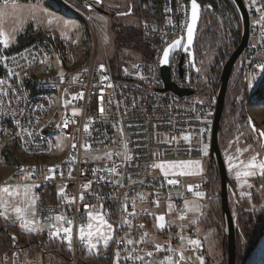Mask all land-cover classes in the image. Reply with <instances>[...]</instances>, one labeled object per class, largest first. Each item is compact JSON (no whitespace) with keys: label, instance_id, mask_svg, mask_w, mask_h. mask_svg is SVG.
<instances>
[{"label":"built area","instance_id":"1","mask_svg":"<svg viewBox=\"0 0 264 264\" xmlns=\"http://www.w3.org/2000/svg\"><path fill=\"white\" fill-rule=\"evenodd\" d=\"M14 1L0 0V7ZM242 1L250 18V37L241 69L255 84L264 65V0L255 4ZM141 3L152 15L143 29L154 42L153 51L148 58L139 57L134 64L120 66L116 75L110 63L96 60L87 68H74L68 61L69 48L49 33L13 51L0 52V166L4 158L14 160L12 178L0 186L32 185L36 194L33 218L24 217L9 225L59 247L69 256L67 264H78L85 255L80 228L87 227L89 213L97 210L107 213L114 229L108 251L100 256L105 258L102 264H117V253L118 264H177L181 254H203L183 241L184 234L193 235L196 226H178L177 221L187 218L183 207L186 197L196 193L210 197L211 176L207 171L192 181L168 177L153 165L210 159L220 79L213 70L204 71L196 43L197 72L192 69L190 49L184 53L191 0ZM202 7L206 12L207 7ZM180 39L182 45L171 57L169 76L178 89L191 92L188 95L166 90L162 77L163 52ZM52 97L61 98L64 113L52 109ZM44 127L55 129L56 138H45ZM64 138H71V147H64L67 157L58 154L57 162H47V155L57 153ZM91 149L105 156L99 161L85 158L84 151ZM36 154H45L44 163L26 165L25 155ZM160 215L165 217L163 229L158 227ZM58 216L62 219L57 220ZM25 221L34 223L24 228ZM65 228L71 229L70 246ZM12 239L13 248L7 255L0 254V264H51L30 263L25 254L29 248H18L17 238Z\"/></svg>","mask_w":264,"mask_h":264},{"label":"rangeland","instance_id":"2","mask_svg":"<svg viewBox=\"0 0 264 264\" xmlns=\"http://www.w3.org/2000/svg\"><path fill=\"white\" fill-rule=\"evenodd\" d=\"M101 1L102 5L90 0H16L11 4L1 6L0 34L2 35H0V52L3 50L13 51L22 43L44 33H49L69 48L68 61L73 64L74 68H87L94 60L97 63L106 64L115 62L114 55L117 50L115 43L118 37L112 30H118L120 27L122 30L123 28L141 25L143 13H141L140 4L137 5L141 0ZM216 3L220 6L219 10L205 15L200 29L202 26L203 30L207 31L210 29L215 32L216 26L222 30V34L216 43L209 44L207 46L208 50L205 51L203 49L200 54L204 64V71L210 73L213 70L218 79H220L223 63L227 60L228 51H226V44L237 40L236 36L240 34V27L242 34V23L241 19L238 21L236 16L232 14L226 4L220 0L216 1ZM136 7L142 15L137 13ZM100 10L106 11L108 15L103 14ZM135 11L136 13L134 14ZM65 24H67V27ZM5 37L7 38V44L4 43ZM3 43L5 44L4 46L2 45ZM123 53L121 58L119 56V61L115 63L118 67L134 64L139 59V55L130 50ZM238 61V65H235L232 73L229 88L236 86V84L238 85V75L245 73L241 69V58ZM259 81H261V85L257 86L251 78L245 77L243 85L235 88L229 97L227 95L226 100L228 103H226L228 106L225 109V117L223 119L225 122L223 123L222 136L220 137L222 155L230 178L229 204L235 220L237 240L239 239L237 264H264V233L251 257L247 261H243L244 252L248 247L245 232L248 234V231L252 228L247 225L246 220L252 215L264 214V175H260L258 168L249 169L246 167L253 156L256 157L257 163L264 162V145L259 134V130L264 131V70L260 74ZM250 122L257 125L259 130H253ZM84 156L87 159L99 161L105 156V153L91 149L85 150ZM229 157H232L231 161ZM209 161L210 159L204 163L200 162L199 167H196L195 164L190 167L182 166V162H189L186 160L168 161L161 164H174L175 166L163 169L158 167V172L162 175L167 173L165 176L168 177L182 176L192 181L208 171ZM10 162L11 160L8 159L4 165L0 166V183L6 182L11 177L12 166H10ZM230 164H234L236 167H230ZM215 168L218 172L216 166ZM245 171H253L256 174L251 176L241 174L239 177L236 174L237 172L243 173ZM26 186L29 188L27 198L24 196L25 186H0V189L9 187L10 191L13 189L20 190V195L11 196L0 191V220L2 222L10 224L12 221L24 217L33 218L35 200L33 201L32 197L36 198L35 189L32 185ZM202 194V196L194 194L185 198L183 207L187 213V218L180 222L177 221V225L194 224L196 226L193 235L185 231L183 241L185 245L202 250L203 255L184 253L181 264H227V229L223 214L221 215L219 208L220 178L219 189L214 187L210 197L204 193ZM174 195L180 197V194ZM212 201L210 209L209 202ZM17 207L21 209L19 213L15 211ZM169 209L172 210L173 207L170 206ZM92 215H103L104 220L113 227L106 212L97 210ZM89 223L93 225L91 229L94 233L91 238L92 243H97L98 240L99 243H97L95 249H90L88 236L85 235L84 240H81L79 235V239L86 244L83 249L85 255L82 256L81 261L91 259L100 263L105 262V258H100V256L108 251L113 239V231L109 232L97 220L89 218ZM256 223L258 224L257 221ZM98 227L105 235L112 236L107 245L100 239V233L97 232ZM84 229L85 233H87L88 228ZM190 240H198L200 243L199 245H194L189 243ZM41 245L43 247L39 250L31 248L25 250L30 263L37 260L39 263L42 261L59 264L57 262L61 258H58V254L62 253L59 247L55 245L49 246L43 241ZM9 250L0 252V254L7 255ZM41 252L46 253L41 255L39 254Z\"/></svg>","mask_w":264,"mask_h":264},{"label":"trees","instance_id":"3","mask_svg":"<svg viewBox=\"0 0 264 264\" xmlns=\"http://www.w3.org/2000/svg\"><path fill=\"white\" fill-rule=\"evenodd\" d=\"M202 6L207 7V11L206 13L203 14V17L201 19V23L204 19V16L207 15L208 13H212L215 11L219 10V2L218 4L216 3V1L219 0H197ZM222 3L226 4L227 7L230 9V11L232 12V14L234 16H236V18L238 19V21L240 20V15L238 14V11L236 9V7L234 6V4L232 2H230L229 0H220ZM141 6V13H143V19H142V23L140 26L138 27H130V28H123L122 30L119 28L118 30H112L113 33H116L118 39L116 40L115 43V47H116V52H115V59L118 62L119 61V56L121 58L122 54H124V51H132L136 54L139 55V57H143V58H148L154 48V42L153 40L144 32L143 29V24L146 22H149L150 20H152V15L144 9V5L143 3L139 2L137 5ZM137 9V13L139 14V9L136 7ZM136 13V11L134 12V14ZM140 13V14H141ZM142 15V14H141ZM112 33V34H113ZM240 34L237 37V40L235 42H229L228 44H226V51L227 55H226V59L228 60V58L230 57V55L236 50V48L238 47V45L240 44L241 41V27H240ZM222 34V30L218 29L215 26V32L213 30L208 29L203 30L202 26L200 31L198 32V36L196 39V47H197V52H202L203 49L208 50L207 46L209 44H214L216 43V41L221 37ZM118 51V52H117ZM226 60V61H227ZM115 62L110 63V67L113 71V73L117 72L118 69L120 67L117 66V64ZM226 61H224L223 64L226 63ZM115 70V71H114ZM221 74V72H220ZM243 75V76H242ZM245 74L240 73L238 75V81L239 84L233 87H230L228 89L227 95L228 97L231 95V92H233L235 90V88L240 87L241 85H243V81L245 82ZM226 102L228 103V101L226 100ZM226 103L225 105V109L228 106V104ZM225 113V111H224ZM225 115H223V119H224ZM225 121L222 120V125H221V132H220V137L222 136V130H223V123ZM250 126L255 129L259 130V127L257 125H255L253 122H250ZM260 132V130H259ZM260 134V133H259ZM220 142L221 139H220ZM211 163L208 167V173L211 176L212 179V183H213V187H212V191L214 190V187H216L217 189H219V177H218V172L215 168V165L213 163L212 160H210ZM219 202V200H218ZM212 202H210L209 204V208L211 209L212 207ZM219 208H220V213L221 215L222 213V208H221V200L219 202ZM247 221V222H246ZM245 222L247 223L248 226H251V230L248 231V234H246L247 232H245V235L247 237V244L248 247L246 248L245 252H244V259L243 261H247L252 253L254 252V250L256 249L258 243L260 242L262 235L264 233V214H256V215H252L250 216ZM256 221L258 222V224L256 223ZM12 237H16L17 238V247L18 248H31V249H37L39 250L41 248V239H39L37 236L32 235V234H28V233H24L21 230L10 226L9 224H6L4 222H2L0 220V252H4L8 249L12 250L13 248V244H14V240L12 239ZM238 238V235H237ZM239 239L237 240V255H238V250H239ZM43 247V246H42ZM9 250V251H10ZM59 255V259L61 258V260H59V262L57 263H63V264H67L69 261V256L67 254H58ZM92 257V256H89ZM58 261V260H57ZM61 263V264H62ZM104 263V262H102ZM99 261H92L91 259H87L86 261H81V259L79 260L78 264H102Z\"/></svg>","mask_w":264,"mask_h":264},{"label":"water","instance_id":"4","mask_svg":"<svg viewBox=\"0 0 264 264\" xmlns=\"http://www.w3.org/2000/svg\"><path fill=\"white\" fill-rule=\"evenodd\" d=\"M90 1L96 2L98 5H102L101 0H90ZM229 1L234 4V6L236 7L240 15V19L242 23V37H241L240 44L238 45L236 50L230 55V57L224 64L223 70L221 73L220 85H219V90H218V95H217V105H216L215 116H214L212 130H211L210 156H211V160L213 161V163L218 169L219 178H220L221 208H222L225 226L227 229L226 230L227 231V234H226L227 235V264H237L236 225H235V220L233 218V214L231 212V208L229 204L230 178H229L228 170H227V167H226L223 155H222V150H221V145H220V132H221V125H222L223 115L225 111L227 92L229 89L231 76L234 71L236 63L242 57L244 51L246 50L248 46L249 37H250V18H249L248 11L242 0H229ZM196 3L199 5V7L197 10V22H196V25L193 31L192 43L188 44V37H187V42L184 48V53H187V50L190 49L188 53L191 56L192 69L194 72H197V68L195 66L194 45L196 43V39H197L198 32L200 29L201 19L204 14V9L201 6V4L197 0H196ZM100 11L103 14L108 15L106 11H102V10ZM191 16H192V8H191L189 25L191 24ZM181 45H182V40L179 46H174L169 50L168 63L167 64L162 63L161 65L162 77L166 85V90L174 92L178 95H188L191 92L178 89L173 83H171L170 76H169L171 57L174 52L180 49ZM260 132H262V130H260ZM261 138H262L263 145H264V136H261ZM181 262H182V259L180 255L179 261L177 264H181Z\"/></svg>","mask_w":264,"mask_h":264},{"label":"snow or ice","instance_id":"5","mask_svg":"<svg viewBox=\"0 0 264 264\" xmlns=\"http://www.w3.org/2000/svg\"><path fill=\"white\" fill-rule=\"evenodd\" d=\"M256 0H252V3L255 4ZM198 7L199 5L196 3V0H191V8H192V16H191V24L188 26V30H187V37H188V44H191L192 43V39H193V31H194V28H195V25H196V22H197V10H198ZM257 11H259L260 9H256ZM262 19H264V17H262ZM51 22V21H50ZM65 26L67 27V24H65ZM2 35V34H0ZM4 43L7 44V38L5 37L4 39ZM181 44V40H176L174 42L173 45H169V49H166L164 52H163V60H162V63L164 64H167L168 63V57H169V50L174 47V46H179ZM103 66H101L102 68ZM262 68V70H264V65H261L260 66ZM0 83H2V81H0ZM80 98L82 99L83 98V94L81 93L80 94ZM100 111L103 112V108L101 107L100 108ZM77 114V111L74 110L73 112V115H76ZM68 125V121L66 120L64 122V127H67ZM59 127V126H58ZM88 130V126L85 125V131ZM253 130H255L254 126H253ZM260 136H264V131L260 132ZM185 139H187V137H185ZM88 148H90V145L86 146ZM126 147V145H125ZM73 148H75V144H73ZM207 145L204 146V155H207ZM229 160L231 161L232 160V157H229ZM241 163H243V161H241ZM193 164H195L196 167H199L200 165V162L199 161H195V162H192V161H189V162H182V166L184 167H190L192 166ZM175 165L174 164H169V165H165V164H155L153 165V167H159L161 169L165 168V167H174ZM230 167H236V165L234 164H230ZM247 168L249 169H259L260 170V175H264V162H259L257 163L256 162V157L253 156L252 157V160L246 165ZM50 171H53L52 169H50ZM112 171H115V169H112ZM237 176L239 177L241 174L244 175V176H251V175H255L256 173L253 172V171H245L243 173H240V172H237L236 173ZM165 175H167V173H165ZM31 178V177H29ZM48 178H52V177H46V179ZM169 183H176V181H169ZM91 184V182H89L88 185H85V187H89ZM36 187H39L38 185ZM0 191H3L4 193H7L8 195H20V190L19 189H13L10 191L9 187H3L2 189H0ZM29 195V188L28 186H25L24 188V196L27 198ZM197 196H202L203 194L202 193H196ZM36 198L35 197H32V200L34 201ZM75 198H73L74 200ZM81 200H83V193H81V197H80ZM157 204V206L159 205V201L157 200L155 202ZM86 207H90V206H87ZM125 207V210H127V205L124 206ZM16 212H20L21 209L19 207H17L15 209ZM132 215H134V213H132ZM89 217L90 219L92 220H97L99 221V224L101 226H105L109 232L111 231H114L113 227L111 224H108L106 220H104L103 218V215H96V216H93L91 213H89ZM57 220H60L62 219V217H56ZM158 221H160V223L158 224V227L163 229L165 227V224H164V220H165V217L163 215H160L157 217ZM127 222V221H125ZM34 222L32 221H25L23 224H22V227L24 228H30L32 226ZM69 224H71V221H68ZM142 227V226H141ZM87 228H88V232L85 233V229L84 227H81L80 228V232H79V235H80V239L81 240H84L85 238V235L88 236V244H89V247L90 249H95L97 247V243H99V240L97 241V243H92V236L94 235V233L92 232V228H93V225L91 223H89L87 225ZM35 230V229H33ZM64 232L67 233V239H68V242H69V246L71 245V229L70 228H65L64 229ZM97 232L100 233V239L103 240V243L105 245L108 244V241L112 239V236L111 235H105L103 232L100 231V228L98 227L97 228ZM59 231L56 232V235H59ZM145 235H147V233H145ZM128 243L131 244L133 243V241L131 240H128ZM189 243L191 244H194V245H199V241L198 240H190ZM157 249L160 248L159 245H156L155 246ZM149 256L152 255L151 252L148 253ZM183 258L182 254H181V259ZM137 259H142V257H137ZM119 262V253H117V264Z\"/></svg>","mask_w":264,"mask_h":264},{"label":"bare ground","instance_id":"6","mask_svg":"<svg viewBox=\"0 0 264 264\" xmlns=\"http://www.w3.org/2000/svg\"><path fill=\"white\" fill-rule=\"evenodd\" d=\"M256 85L260 86L261 81L257 82ZM52 109L56 113H64V105L61 103V98L52 97ZM44 134H45V138H56V131L55 129L51 127H44ZM64 147H71V138H64L63 145H57V153H50L47 155V162H57L58 154H60V157H67V150H64ZM8 159L11 160L10 166H12V170H14V160H12L11 158H4V163ZM44 161H45V154L25 155L26 165H36V163H44ZM11 177H12V174H11Z\"/></svg>","mask_w":264,"mask_h":264},{"label":"crops","instance_id":"7","mask_svg":"<svg viewBox=\"0 0 264 264\" xmlns=\"http://www.w3.org/2000/svg\"><path fill=\"white\" fill-rule=\"evenodd\" d=\"M10 178H12V177H10ZM11 186V185H10Z\"/></svg>","mask_w":264,"mask_h":264}]
</instances>
